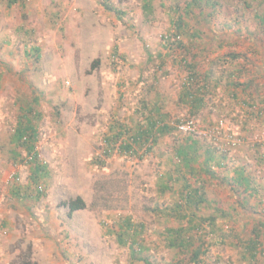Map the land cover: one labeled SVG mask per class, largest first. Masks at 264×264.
Listing matches in <instances>:
<instances>
[{"label": "rangeland", "instance_id": "rangeland-1", "mask_svg": "<svg viewBox=\"0 0 264 264\" xmlns=\"http://www.w3.org/2000/svg\"><path fill=\"white\" fill-rule=\"evenodd\" d=\"M146 1L0 0V264H195L165 241L191 216L163 212L180 202L182 183L167 175L177 177L175 150L191 134L200 163L206 149L222 158L213 176L185 177L208 203L193 234L208 247L201 259L264 264V3L203 0L185 15L190 0H148L150 11ZM191 64L212 68L197 109L184 90L206 82L191 81ZM156 103L162 123L191 120L194 131L158 137L142 157L102 155L105 137L122 125L126 141ZM27 121L33 150L13 139ZM239 171L249 185L234 182ZM76 197L85 208L69 215ZM126 218L144 224L137 255ZM253 240L254 258L244 250Z\"/></svg>", "mask_w": 264, "mask_h": 264}, {"label": "trees", "instance_id": "trees-1", "mask_svg": "<svg viewBox=\"0 0 264 264\" xmlns=\"http://www.w3.org/2000/svg\"><path fill=\"white\" fill-rule=\"evenodd\" d=\"M202 1L203 0H190V2H188V4L186 5L184 9L185 15L191 12L192 8L199 7ZM258 1L264 3V0H258ZM149 5L150 4L147 0L146 3L144 4V10L146 11L149 10L150 9ZM107 9L109 10L110 7L107 6ZM260 21L261 23L264 24V18L260 19ZM183 27H184V23L181 20V16H179L178 25H177V29L179 33H181ZM95 64H93L92 67H94ZM190 69L192 70V74H193V76H190L191 81H193L192 78H195V77L197 78V76L202 77L203 75L204 78L202 79L204 82H206V83H203L204 90L198 89V91L195 92L193 89V83L195 82L188 83V87L186 88L187 90H184L185 97H187L188 99V103L191 105L192 108L197 109L202 104L204 93L208 91V87L210 85L209 76H211L210 74H212L211 72L212 68L202 75L197 74V71L195 70V67L193 64H191ZM158 110H159V107H158ZM161 121H163V116L156 115L155 113L154 115H149V118H147L146 121L143 122L145 126L140 127L141 125H139V128L135 131V133L129 136L135 142L137 148H140L143 143H148L149 147L146 149L145 152H143V154H146L147 152L150 153L154 150V148L156 147V140L158 137H162L165 134L176 131V130H173V128L170 125L164 124ZM157 123H159L160 125H156ZM27 124L28 125H25L24 127H19L18 129H16L14 133L13 139L19 142L18 143L19 145H26L30 141L32 142L35 141L36 130L34 127L29 126L30 123L28 121H27ZM122 127H123L122 125H119V128L121 131L117 132L116 135L114 134V135L107 136L104 138L106 141H109V143L107 144V148L104 151L105 155H110V153H112L114 149L119 150V152H122V151L126 152V151H130L133 148V145L130 142H127L125 143V145L122 144L118 148H115L117 145L116 142L118 141V138L122 135V133L125 132L124 131L125 128H122ZM200 147L201 146H199V142L193 138L192 134L188 136L184 144H181L180 146L176 147L175 156L177 160L180 162L175 169L177 177L173 179L171 174L168 173L169 175H167V179L168 181L173 180L175 182L182 183V188H181L182 192L179 193L180 202L178 201L174 203L173 209L166 208L163 211L164 213L167 212L168 217H172V218L174 217L178 221L186 220L188 216H191L190 219L186 220L188 228L180 227L178 229H167L166 230L167 236H166L165 241H166L167 248L171 250H175L177 253L189 254L192 262H194L195 264H205V261L201 259V257L205 255V253L208 251L206 249L208 247H205L206 244L204 240L201 239L200 241H198L199 239L193 237V234L198 233L200 231V228L202 227L204 228V225L206 224V223L203 224V222L200 221V219H198L196 212L199 211L201 207H208V203L206 202L204 193L199 188H195V189L192 188L188 180L185 177H187V175L195 176L196 173L201 174V175L204 174V175L213 176L214 174L213 172H211V169L209 168L210 167L209 163L216 159V165L221 166V163L219 160L222 159V158L218 159L215 157V154H214L215 150L206 149L203 153V156H204L203 161L200 163L199 157H201V154L198 153ZM26 148L28 150H33V146L31 145L26 146ZM136 154L140 157H142L143 155L139 153H136ZM197 165H198V168H196ZM43 172H45V167L38 164L35 166L33 174H35V177L38 178V176H40V174H42ZM236 174H237V178L239 179V181L240 180L244 181L243 183L248 182L246 181V178L243 176L242 171H239ZM159 189L161 191L160 193H163L169 188L166 186L165 183H162V184H159ZM65 205L66 207H68L69 215L77 210H82L85 208V203L80 197L71 199L70 201L65 203ZM216 211L219 213H222L223 216H227L228 214L226 213L225 210L217 209ZM203 221L204 222L208 221L210 223L209 229L212 235H215L220 230L219 227L216 226L214 218L209 217L206 220L204 219ZM124 223H125L126 229L130 230L131 232L130 235H126L130 237V240L132 241L131 245L132 246L136 245V247L138 248V251L136 252L133 251L134 254L137 255L139 253H142L147 247L146 244L141 243V241H139L141 238L140 237L141 234L144 232V224L142 223L135 224L131 221V218L124 219ZM258 234L259 232H255L256 237L258 236ZM197 241L200 242V244L197 243L198 245L195 246V243ZM255 248H256V244H255V241L253 240L247 244L244 250H247L251 254V257L254 258ZM145 263L150 264L148 260H145Z\"/></svg>", "mask_w": 264, "mask_h": 264}, {"label": "built area", "instance_id": "built-area-1", "mask_svg": "<svg viewBox=\"0 0 264 264\" xmlns=\"http://www.w3.org/2000/svg\"><path fill=\"white\" fill-rule=\"evenodd\" d=\"M190 121V122H189ZM189 121H184V122H179V123H176L174 126H172V128L174 130H176L178 133H192L194 131V124L191 120ZM156 125H160L159 123H157ZM128 138L126 141H122V139L119 141V142H116L117 145L115 148H118L119 146H121L122 144L125 145V143L127 142H130L132 145H133V148L130 150V151H126V152H119V150H113L112 153H110V156L111 154H113L114 152H116L117 154H122V155H132V156H135L137 155L136 153H139V154H143V152L146 151V149L149 147L148 143H143L142 146L140 148H137L135 142L132 140L131 137H129V135L127 137H125V139ZM134 142V143H133ZM109 143V141H106L105 139L102 140V143H101V153L102 155L105 156L104 154V151L105 149L107 148V144ZM137 148V149H136ZM136 149V150H135ZM139 150V152H138ZM31 159V157L29 158V160Z\"/></svg>", "mask_w": 264, "mask_h": 264}, {"label": "crops", "instance_id": "crops-1", "mask_svg": "<svg viewBox=\"0 0 264 264\" xmlns=\"http://www.w3.org/2000/svg\"><path fill=\"white\" fill-rule=\"evenodd\" d=\"M155 110H156V112H155ZM153 112H154L156 115H161V111L158 110L157 105L153 107ZM163 117H164V116H163ZM243 176H244V175H243ZM244 177H245V176H244ZM246 181H248L247 178H246ZM234 182H236V183L239 184V185H249V181L243 183L244 181H241V180L239 181V179H238L237 177L234 178ZM243 187H245V186H243ZM245 188H246V187H245Z\"/></svg>", "mask_w": 264, "mask_h": 264}]
</instances>
